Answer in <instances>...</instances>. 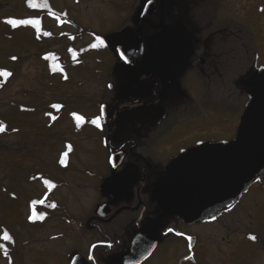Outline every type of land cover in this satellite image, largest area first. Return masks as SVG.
I'll list each match as a JSON object with an SVG mask.
<instances>
[{
    "label": "flooded vegetation",
    "instance_id": "obj_1",
    "mask_svg": "<svg viewBox=\"0 0 264 264\" xmlns=\"http://www.w3.org/2000/svg\"><path fill=\"white\" fill-rule=\"evenodd\" d=\"M114 1L109 0V5ZM142 4V0H122L118 12L109 13L116 15L118 23L108 33L128 28L142 39L141 45H135L133 50L137 54L126 58H123L126 54L117 56L110 50L105 43L107 33L75 22L104 40V45L91 48L95 42L92 37L80 48L84 53L78 55L83 66L90 64L96 70L95 77L84 85L92 84L90 97L95 99L94 104L82 111L51 108L46 112L50 124L67 112L74 122L75 136L87 132V137H91L85 141L88 145L82 147L81 143L78 149L76 140L67 143L58 161L61 169L72 167L83 174L78 178V186L92 189V193H87L90 202L83 211L84 220L80 223L74 220L75 224L68 225L70 229L75 227L84 241V249L69 254L68 264L77 256L87 264H121V258L130 253L137 238L156 243L151 257L165 245L170 260L188 264L197 256L198 233L210 230L208 225H219L216 233L208 231L206 237L211 240L212 249H221L212 239L227 232L229 216L241 205L236 203L222 209L213 216L215 219L189 223L161 208L155 191L167 167L188 151L209 144L228 145L236 140L241 117L252 100L253 86L246 82L256 72L264 71V0H147ZM66 15L69 16L67 10ZM172 26H180L185 39L172 33L165 44H153L157 35L165 29L170 31ZM158 48L163 49V54L156 52ZM170 50L183 52L173 55L175 52ZM90 52L92 59L86 62ZM159 56L163 59H157ZM73 114L84 117L79 128ZM98 116L99 128L90 123ZM219 135L224 137L219 140ZM208 137L211 138L206 140ZM85 150L90 152L87 156ZM72 157L77 159L76 166L70 162ZM96 168L98 178L93 172ZM44 180L55 185L53 190L49 188L52 197L48 201L49 196L45 200L29 199L31 212L25 221L19 214L14 216L24 228H42L47 221L58 218L54 198L57 181L49 177ZM45 186L48 188V184ZM19 188L7 190L12 199L19 198L17 192L22 194ZM248 191V195L263 199L255 204L256 211H247L245 206L239 212L242 217L247 213L255 218L264 207V174L254 180ZM51 204L56 207H50ZM34 212L44 218L29 220ZM16 237L12 236L11 242L4 241L7 255L4 250L3 256L8 264H20L23 252L33 253L28 249L30 244L42 242L34 235H30V240ZM228 238L227 232L217 242L223 244ZM56 240L58 234L43 240V247L35 251V263L46 264L42 256L55 260L48 242L55 244Z\"/></svg>",
    "mask_w": 264,
    "mask_h": 264
},
{
    "label": "rangeland",
    "instance_id": "obj_2",
    "mask_svg": "<svg viewBox=\"0 0 264 264\" xmlns=\"http://www.w3.org/2000/svg\"><path fill=\"white\" fill-rule=\"evenodd\" d=\"M44 1L35 0L37 4H43ZM47 1L57 13L66 16L67 10L70 21L53 18L48 15L46 8L32 10L25 0H0V71L11 73L6 83L5 78L0 76V123L5 127V131L0 133V236L7 231L11 236L15 235L21 240L25 238L30 240V235L42 240L38 245L30 244L28 249L33 253L27 255L23 252L20 264H28V261L32 264H41L34 262L35 251L43 247V240L50 239L54 234H58V240L55 244L48 242V245L52 247L51 253L55 260L42 256V262L47 264L48 259L49 264H68L72 251L84 249V241L81 235L77 234L79 231L75 232L76 228L70 226V229L68 225L75 224L74 220L77 223L84 220L83 211L90 202L87 193H92V189L88 190L83 185L78 186V178H82V173L76 172L72 167L63 170L58 161L66 150L67 143L76 140L78 149L81 143L82 147L88 145L85 141L91 137H87V132H84V136L83 133L75 136L74 122L67 112L52 124L46 117V112L56 104L61 106L57 109L69 108L71 111L73 109L82 111L93 106L95 99L90 97L92 84L86 87L84 85L87 80L95 77L96 70L90 64L83 66L82 57H77V54L67 58V46L61 45V42L68 45L67 41L76 40L73 45L80 49L91 41L92 37L95 39V36H99L98 33L111 34L108 33L109 30L116 27L118 21L116 15L109 13H117L122 0H115L112 6L109 5V0ZM104 12L107 15H103ZM38 17L42 18L44 30L53 35V38L44 36L47 39L42 38L44 41L42 43L37 42L36 33L29 25L12 28L5 22V19L10 18L38 19ZM75 22L93 28L98 33L89 29H84L83 32ZM119 24L118 26L121 25ZM49 46L64 54L65 57L60 61L62 71L58 69L53 73L52 67L42 57L49 51ZM92 54L93 52L89 53L86 62L92 59ZM95 55L100 56L99 53ZM84 94L85 96L81 97ZM221 138L219 135V140ZM227 138L230 140L229 135ZM89 147H92L91 144ZM83 153L87 156L90 152L85 150ZM64 159L68 160L66 155ZM97 161L98 159H95V162ZM70 162L77 165L75 157H72ZM97 170L96 168L93 171L96 178L100 175ZM31 177L33 179L30 181ZM46 177L57 181L54 198L58 204V218L47 221L42 226L44 230L35 229L34 226L24 228L14 216L19 214V218L25 221L31 212L29 199L39 197L45 200L49 196V188L53 190V187L46 188L44 183ZM19 186L22 194L17 192L19 198L12 199L7 190L13 192L18 190ZM248 194L249 191L239 199L237 205H241L238 209H233L229 216L230 221L226 229L230 238L219 245L221 236L227 235L224 231L212 239L221 249H212L211 240L206 237L208 231L216 233L219 225H208L210 230L198 233L200 242L197 256L188 264H264V207L259 210L258 215L254 213L257 215L255 218L249 217L247 213L242 217L239 212L243 211L245 206L248 207L247 211H256L255 204L261 202L263 197ZM51 197L49 196L47 201ZM252 236L256 239H251ZM0 243L4 244V241L0 240ZM19 246L23 251V246L21 244ZM3 253L4 249H0V264H8ZM167 254L168 247L162 245L145 264H178L176 260H170Z\"/></svg>",
    "mask_w": 264,
    "mask_h": 264
},
{
    "label": "water",
    "instance_id": "obj_3",
    "mask_svg": "<svg viewBox=\"0 0 264 264\" xmlns=\"http://www.w3.org/2000/svg\"><path fill=\"white\" fill-rule=\"evenodd\" d=\"M170 29L157 35L153 44H165L172 33L185 39L180 26ZM106 42L113 53L117 56L126 54L123 57L126 58L137 54V50H133L141 45L142 39L127 28L107 35ZM186 43L190 46L189 41ZM158 49L156 52L163 54V49ZM170 52L176 55L181 51ZM187 58L188 55L184 59ZM246 84L253 86L252 100L241 117L236 140L228 145L209 144L190 150L167 167L155 191L161 208L167 213L180 216L189 223L205 221L235 204L255 178L264 173V71L253 74ZM155 248V242L137 238L130 253L121 258V264H141ZM72 264L87 262L77 256Z\"/></svg>",
    "mask_w": 264,
    "mask_h": 264
},
{
    "label": "snow or ice",
    "instance_id": "obj_4",
    "mask_svg": "<svg viewBox=\"0 0 264 264\" xmlns=\"http://www.w3.org/2000/svg\"><path fill=\"white\" fill-rule=\"evenodd\" d=\"M28 6L30 8H47L48 5L47 3H43V4H37L35 2V0H28ZM262 11H264V9H262ZM8 25H10L12 28H17L18 26H21V25H32V26H35L37 28V31H39V26H40V21L38 19H7L5 21ZM45 36H50L51 33L49 32H45L44 33ZM74 39V37H73ZM104 45V40L99 37V36H95V42L92 43L90 45L91 48H98L100 46ZM71 51V50H70ZM73 56H75V53L73 52ZM50 57L49 56H45L44 59H49ZM52 59H58L56 57H51ZM13 59H15V57H13ZM58 69H60V65L59 64H53L52 65V71L55 72L57 71ZM62 71V69H60ZM0 76L4 77V78H8L9 76H11V73L8 72V71H0ZM67 77H65L66 79ZM52 107L54 108H60L61 106L56 104V105H53ZM75 120H76V126L79 128L81 126V123L84 121V117L83 116H80V115H75ZM53 119H55V117H53ZM100 117H96L95 119H92L90 121L91 124L95 125L96 127H100ZM5 131V127L2 123H0V133L4 132ZM65 155H67V153H65ZM63 162V161H62ZM46 184H48L49 187H54L55 185L49 183L48 181H45ZM40 203H43V201H40ZM50 207L52 208H55L56 205L55 204H51ZM44 217L43 216H37L36 213L34 212L31 216H29V220H34V219H43ZM213 219H215V217H213ZM169 232H172L173 229H169L168 230ZM178 235H182L181 233H177ZM251 239L255 240L256 237L255 236H252L250 237ZM188 239L190 240L191 237H188ZM0 240H3V241H7V242H11L12 241V236L7 232L5 231L3 233L2 236H0ZM95 247V246H93ZM0 249H4L5 250V255H7V249L5 248V245L3 243H0ZM90 260L94 259V257L92 256H89L88 257Z\"/></svg>",
    "mask_w": 264,
    "mask_h": 264
},
{
    "label": "trees",
    "instance_id": "obj_5",
    "mask_svg": "<svg viewBox=\"0 0 264 264\" xmlns=\"http://www.w3.org/2000/svg\"><path fill=\"white\" fill-rule=\"evenodd\" d=\"M44 3H47V5H48V7L46 8L47 9V13L49 15H51V16H54L53 18L56 17L59 20H68V21H70V17H67V15L64 16V15H62L60 13H57V12L55 13L53 9H50L51 8V4H50L49 1L45 0ZM27 4H28V0H27ZM30 9L34 10L33 8H30ZM38 20L40 21L39 31H37V28L35 26H32V25H29V26L32 27V29H34V31L36 33L35 35H36V38H37V42L38 43H42V42H44V41H42V38H45L44 37L45 36L44 33L46 31L44 30V28H43V26L41 24L42 23V18L38 17ZM5 21H6V19H5ZM47 37H53L52 33H51L50 36H47ZM45 39H47V38H45ZM67 42H69L68 45L66 43H64V42H61V45L65 44L67 46L66 47V53L68 54V55H66L67 58H71V56L73 55V52L75 54H77V57H78V55L80 53H84V49L75 48V46L73 45L72 41H67ZM49 47H50V48H48L49 51L46 54H44L42 57L44 58L46 55L50 57L49 59H47V62L49 63L50 67H52L53 64H59L60 67H61V62L60 61L62 60L63 57H65L64 54L62 52L58 51L57 49L56 50L53 49V46H49ZM51 57H56L58 59H52ZM55 72H53V73H55ZM9 78H10V76L8 78H5L4 83H6Z\"/></svg>",
    "mask_w": 264,
    "mask_h": 264
}]
</instances>
